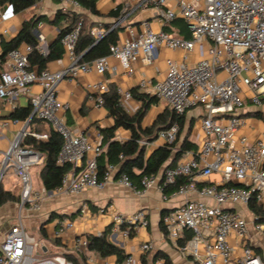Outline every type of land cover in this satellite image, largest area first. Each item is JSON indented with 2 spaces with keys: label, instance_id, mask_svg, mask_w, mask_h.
I'll return each instance as SVG.
<instances>
[{
  "label": "built area",
  "instance_id": "obj_1",
  "mask_svg": "<svg viewBox=\"0 0 264 264\" xmlns=\"http://www.w3.org/2000/svg\"><path fill=\"white\" fill-rule=\"evenodd\" d=\"M63 1L74 14H80L78 0ZM124 3L125 15L155 9L159 27L154 28L147 19L128 26L130 37L111 45L108 56L81 62L76 51L84 24L80 17L61 39L68 64L58 70L39 71L32 66L29 54L33 46L28 44L7 54L6 70L0 72V100L14 109V103L22 96H30L35 85L41 92L32 97L31 115L25 122L17 119L1 122L0 136L9 123L20 126L0 159L1 180L9 171L17 176L21 186L18 206L21 211L32 212L40 211L51 193L78 196L88 189H102L112 180L138 197L156 187L163 200L173 196L183 199L162 217L168 237L183 255L192 257L198 264H264L253 248L243 244L248 236V221L235 209L247 207L252 199L258 205L264 204V128L256 126L257 122H264V115L258 116L264 114V0H124ZM179 19L188 25L189 38L178 31L166 30ZM108 31L94 27L91 35L97 41ZM162 50L182 52L183 56L181 59L166 56L164 76L142 78L139 88L166 103L178 115L191 108L201 110L198 149L182 152L173 166L145 175L139 183L132 182L125 174L114 178L118 168L112 164L107 165L100 179L98 159L106 145L67 125L63 113L69 103L60 98L59 85L67 78L91 71L103 76L110 69L109 58L119 62L124 74L133 75L138 61L154 64ZM192 54L201 57L195 61ZM117 70L113 68V73H118ZM220 73L225 75L221 80ZM89 88L98 93L97 103L103 106L100 94L109 89L106 81L92 82ZM119 93L124 101L132 98L130 91ZM37 121L47 129L31 128V122ZM51 130L62 136L58 163L70 164L71 168L63 176L61 186L50 193L33 186V171L43 166L45 156L24 147L23 142L27 137L46 140ZM178 133L179 125L175 123L159 131L153 140L141 144L169 145L176 141ZM213 173L220 175L219 182L211 181ZM180 179L188 181L170 191ZM193 194L198 198H191ZM89 213L90 205L81 202L79 216L83 218ZM110 217L124 237L148 225L144 209L131 214L111 210ZM75 228L74 220L63 217L56 238L62 239L64 233ZM256 229L263 232L264 225L257 222ZM186 234H191V238L180 243ZM232 238L237 245L232 244ZM73 245V253L90 254L86 234L77 236ZM150 249V243L140 246L141 254ZM52 254L44 241H37L27 233L22 217L0 235V264H73L63 255ZM88 261L91 264L94 259L88 256ZM103 264L120 263L105 260ZM124 264H140V258L129 255Z\"/></svg>",
  "mask_w": 264,
  "mask_h": 264
},
{
  "label": "crops",
  "instance_id": "obj_2",
  "mask_svg": "<svg viewBox=\"0 0 264 264\" xmlns=\"http://www.w3.org/2000/svg\"><path fill=\"white\" fill-rule=\"evenodd\" d=\"M117 6H120L119 16L117 18L110 16L109 14L111 12L116 11ZM96 8L99 12L98 15L91 13L89 10L81 6L79 15H81L86 24L92 28L100 27L106 30H112L114 28L121 27L119 39L130 37L128 26L139 25L140 22L145 19L151 21L154 28L159 27L156 22L155 9L153 8L138 10L125 15L123 13L125 9L124 0H97ZM59 12L65 14V17L64 19L59 20V22L56 24L54 21ZM73 14L74 12L72 11V8L69 7L68 4L63 0H38L34 7L26 9L25 11L18 14L13 13L11 7L8 4H0V54L2 53V40H10L14 38L18 34L23 22L32 18H35L37 21V25L32 30V33L39 42L40 52L47 54L57 41L60 29L69 27L71 25V16ZM122 17L126 18H124L119 24V21ZM174 28L179 32L177 26L174 25ZM4 30H7V34H3ZM34 30L36 33H34ZM168 55L177 59H181L183 56L182 52L169 53L162 50L160 51L158 59L154 64L146 65L141 60L138 61L135 73L133 75L124 74L119 62L113 58H109L110 69L107 70L103 76H99L94 71H91L88 74H81L77 78H67L63 80L59 85V96L62 100L69 103V107L63 113L67 125L73 131H84L89 135L91 140L100 141L103 143V137L100 134V129L112 127L114 120L109 116L108 111L104 106L98 105V93L91 90L89 88V84L98 80H105L108 84V87L113 84L116 87V92L120 96L123 107L130 114H134L140 108L141 102L134 98L124 101L119 91L122 90L125 92L131 91V89H138L139 92L147 93L139 88V82L145 77H163L164 58ZM200 57L201 56L199 54H192L191 56V58H193L195 61ZM67 64L68 60L63 55L58 59L50 60L47 64V68L51 70H58ZM116 67L118 68L117 71L119 72L114 74L113 68ZM4 70H6V59L2 63L0 62V72ZM40 92L41 88L38 85H35L33 87V93L30 96H22L16 101V103H14V109L9 104L0 100V125L2 121L10 120L9 116L16 108L26 107L29 105L31 106L32 97L36 96ZM166 109L172 110L166 103L158 100V103L152 105L149 109L147 115L144 118L143 126L148 127L153 125L157 116ZM200 111L201 110L197 109L199 119H195L192 116L189 117L187 112L185 113L186 123H188L189 126L193 123L189 139L198 146L202 134ZM260 115L258 116L263 117L264 114ZM30 125L31 128H36L39 131H44L47 129L46 125L40 121L31 122ZM256 126L259 129H263L264 122L259 121L257 122ZM19 128V125L9 123L7 128L3 130L2 135L0 136V159L3 158V152L7 150L10 141L14 138ZM129 137L130 133L128 131L119 129L116 131L114 139L124 142L127 141ZM157 147L158 146L155 145L145 147V155L149 156ZM41 168L42 166L37 167L33 171V186L37 190L44 189L42 180L40 178ZM117 168L118 170L114 173V178L119 177V167L117 166ZM135 171L136 173L140 172L139 170ZM220 178L221 177L218 173H213L210 179L211 181L219 182ZM1 183L3 188L6 190L13 191L12 188H18L16 195L19 198L21 188L20 182L12 171H9L4 175ZM62 195H64L63 197L66 198V201H64L65 203L70 202L71 204L75 205L72 211L66 212L63 215H59L60 221L65 216L70 217L72 220L78 219L76 222V228L71 232L70 236L72 249L77 236L81 234L98 235L111 226L110 232L108 234V239L110 242L123 249L126 255H134L135 257L140 258V264L141 258L143 256L144 259H146L147 264H164V259L162 258L163 255H167L174 264H198L192 257L183 255L175 247L163 229V213L165 214L169 210H172L180 205L183 201L181 197L173 196L168 200H163L162 194L156 187L151 188L144 196L138 197L132 192L131 189L118 184L115 180L109 181L102 189H88L78 196L65 194ZM56 197L59 196L51 193L50 196L43 202L40 211L31 212L33 214H44L46 206L50 204L49 201ZM191 198L196 199L198 197L197 195L193 194ZM83 201L90 205V213L82 218L79 216V208L81 202ZM18 202L19 200L17 202H9L7 212L2 215L0 213V225L3 226V228L0 230V235L7 230L9 225L15 223L19 218H16L13 213L15 205L18 206ZM6 204L0 208H4ZM140 209H144L147 212L148 225L145 228H140L134 231L129 237H124L122 230L116 229L113 226L110 217V211L116 210L125 214H131ZM235 209H238L241 213H243L248 221V236L243 244L253 248L264 261V231L261 232L256 229L257 221H255V216L250 212L248 206H238L235 207ZM51 212L54 213L55 210H52ZM51 212L47 214L48 216H46L47 218L43 222L44 224L52 219L50 218L52 216ZM57 214L59 213L57 212L56 215ZM59 222L56 225L57 229L59 227ZM60 240L62 242L60 247L68 248L67 244H65L62 239ZM231 242L234 245L238 244L234 238L231 239ZM144 243H150L151 249L147 253L141 254L140 246ZM238 249L240 252L242 251L239 247ZM88 256L94 259V262L91 264H103L105 260H116V257L114 256L103 258L99 257L94 252H90Z\"/></svg>",
  "mask_w": 264,
  "mask_h": 264
},
{
  "label": "trees",
  "instance_id": "obj_3",
  "mask_svg": "<svg viewBox=\"0 0 264 264\" xmlns=\"http://www.w3.org/2000/svg\"><path fill=\"white\" fill-rule=\"evenodd\" d=\"M38 0H0V4H8L13 13L18 14L26 9H30L37 4ZM81 6L91 13L98 15L96 8L97 0H78ZM120 6H117L115 12L109 15L118 17ZM65 14L59 12L55 18L57 24L59 20L64 19ZM82 17L78 14L71 16V25L69 27L61 28L57 41L47 54H43L38 49L39 42L33 35L32 30L36 27L37 21L35 18L23 22L18 34L10 39L2 40V53L0 54V62L5 61L7 54L22 44L33 46V51L29 54V60L32 66H35L39 71L47 68L50 60L58 59L64 55V48L61 44L62 37L68 33L75 23ZM179 29L181 35L185 38L190 37L188 25L184 20L179 19L174 23ZM91 29L84 21L83 29L77 44V54L82 56L81 62H93L101 57L108 56L111 52V45H114L119 40L121 27L109 30L108 33L102 37L98 42L91 35ZM167 30V29H166ZM168 31V30H167ZM88 50V51H87ZM132 98L141 102L140 108L136 113L130 114L122 105L120 96L116 92V87L111 84L107 92L100 94L103 100V106L108 111L110 117L113 118L114 124L110 128H101L100 134L103 137V144H107L106 151L98 159V171L100 179L104 176L107 164L116 165L119 167L118 176L127 175L132 182L139 183L141 178L145 175L157 174L164 166L171 167L181 156L182 152L186 150L196 151L198 145L192 142L190 132L182 136L185 128L186 117L185 114L178 115L175 111L166 109L160 113L154 124L148 127L143 126V121L152 105L158 103V99L148 93L139 92L138 89H131ZM31 106L16 108L9 116L10 119H17L20 122H25L31 115ZM179 125V133L174 143L169 145L158 146L149 156L145 155V146L141 144L142 141L153 140L159 131L166 129L173 124ZM193 124V123H192ZM190 125V129L192 128ZM123 129L130 133L127 141L121 142L115 140V133L117 130ZM23 146L32 150H36L45 156L44 164L40 170V178L42 180L44 189L46 191H55L62 184L63 176L71 168L70 164L60 165L58 163V156L62 147V136L55 130H51L49 138L46 140H37L33 137H27ZM174 149H177L174 151ZM120 156H123L122 158ZM135 170H139L136 173ZM188 181L187 179H180L176 186L172 187L170 191L175 189L178 185ZM18 196L12 191L3 188L0 183V207L9 202H17ZM249 210L256 217L257 222L264 224V207L258 205L255 199L249 202ZM164 215V213H163ZM52 215L51 218H53ZM73 217V216H72ZM111 227V226H110ZM110 227L107 228L100 235L86 234L89 240L88 251L96 253L99 257L114 256L120 264L128 257L124 250L114 245L108 239ZM165 230V228L163 227ZM43 237H47V232L44 226L41 228ZM166 232V231H165ZM191 234H186L185 239L180 240L183 243L186 239H190ZM55 244L62 245L60 239H55ZM66 259L73 264H90L88 256L85 253L65 255ZM164 264H174L167 255H163ZM141 264H147L144 256L141 258Z\"/></svg>",
  "mask_w": 264,
  "mask_h": 264
},
{
  "label": "rangeland",
  "instance_id": "obj_4",
  "mask_svg": "<svg viewBox=\"0 0 264 264\" xmlns=\"http://www.w3.org/2000/svg\"><path fill=\"white\" fill-rule=\"evenodd\" d=\"M168 32H176L174 25H169L167 27ZM225 77L224 74L220 73V80L223 79ZM187 115L189 117H194L195 119H199L198 118V112L196 108H191L187 110ZM192 129H190V126L188 123H186L185 128L183 130V133L181 135H187L189 132H191ZM12 192L16 195L18 192V188H12ZM56 198L51 199L49 202L50 204H48L46 206V210H45V215L42 214H33L30 210H20V208L18 206L15 205L14 207V216L17 217H22L23 221H24V226L25 229L27 231V233L30 236H33L37 241H44V243L51 249L52 251V255H63L65 256L68 253L74 254L73 249H72V244H71V240H70V236H71V232L73 230H69L66 233H64L61 237L62 240L65 244H67L68 248H62L58 245L55 244V239L57 237V223L60 221V216L59 215H63L66 212H70L74 209V205L75 204H71L70 202H64L66 201V198H64L62 194H58ZM9 203L6 204V206L4 208H0V213L5 214L7 212ZM52 210H55V212H51ZM51 212V215H55V217H53L51 220H49L47 223H43L44 220L47 218L46 216H48L47 214ZM59 213L56 215V213ZM44 215V216H42ZM52 217V216H51ZM50 217V218H51ZM75 224L77 225V220H75ZM43 223V224H42ZM1 224V223H0ZM45 227L46 231H47V237H43L42 232H41V228L40 227ZM3 228L2 225H0V230ZM72 252H71V251ZM66 257V256H65ZM68 260V259H67ZM69 261V260H68Z\"/></svg>",
  "mask_w": 264,
  "mask_h": 264
},
{
  "label": "water",
  "instance_id": "obj_5",
  "mask_svg": "<svg viewBox=\"0 0 264 264\" xmlns=\"http://www.w3.org/2000/svg\"><path fill=\"white\" fill-rule=\"evenodd\" d=\"M34 33H36V31L34 30ZM100 39H98L97 40V42L99 41ZM88 51V50H87ZM85 53H87V52H85ZM85 53L83 54V55H85ZM83 55L81 56V57H83ZM0 183H1V178H0ZM235 185H240V183H235ZM50 193L52 192V191H49Z\"/></svg>",
  "mask_w": 264,
  "mask_h": 264
}]
</instances>
